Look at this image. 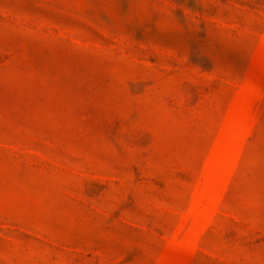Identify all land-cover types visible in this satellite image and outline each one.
Segmentation results:
<instances>
[{
    "label": "rangeland",
    "instance_id": "1",
    "mask_svg": "<svg viewBox=\"0 0 264 264\" xmlns=\"http://www.w3.org/2000/svg\"><path fill=\"white\" fill-rule=\"evenodd\" d=\"M0 264H264V0H0Z\"/></svg>",
    "mask_w": 264,
    "mask_h": 264
}]
</instances>
